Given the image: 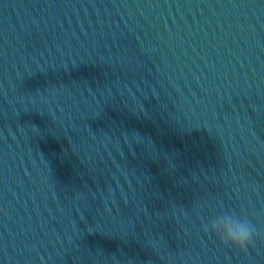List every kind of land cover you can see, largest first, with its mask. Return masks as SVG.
Returning a JSON list of instances; mask_svg holds the SVG:
<instances>
[{"label":"water","instance_id":"water-1","mask_svg":"<svg viewBox=\"0 0 264 264\" xmlns=\"http://www.w3.org/2000/svg\"><path fill=\"white\" fill-rule=\"evenodd\" d=\"M0 264H264V0H0Z\"/></svg>","mask_w":264,"mask_h":264}]
</instances>
